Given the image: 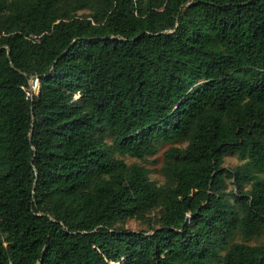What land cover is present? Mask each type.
<instances>
[{"label": "trees", "instance_id": "obj_1", "mask_svg": "<svg viewBox=\"0 0 264 264\" xmlns=\"http://www.w3.org/2000/svg\"><path fill=\"white\" fill-rule=\"evenodd\" d=\"M0 48V264H264V0H0Z\"/></svg>", "mask_w": 264, "mask_h": 264}, {"label": "rangeland", "instance_id": "obj_2", "mask_svg": "<svg viewBox=\"0 0 264 264\" xmlns=\"http://www.w3.org/2000/svg\"><path fill=\"white\" fill-rule=\"evenodd\" d=\"M83 13H87V11H84ZM171 146H181L180 143H162L158 147V151L155 155L148 156L146 160L140 161L136 159L135 157L131 156H125L123 159L128 164L137 163L139 165H142L146 167L148 170H150V178L153 182H155L158 185H165L166 180L162 174V166L164 163V152ZM241 164V161L239 157L236 154H227L225 156V162L224 165L227 168H234L235 166ZM232 188V186H230ZM157 212H152L148 215V219H153L155 214ZM121 227H124L126 229L132 230V231H141L146 230L150 231L154 223L149 220H129L127 222L119 224ZM235 240H240L239 237H237ZM262 242V239H254L249 241L250 244H257Z\"/></svg>", "mask_w": 264, "mask_h": 264}, {"label": "built area", "instance_id": "obj_3", "mask_svg": "<svg viewBox=\"0 0 264 264\" xmlns=\"http://www.w3.org/2000/svg\"><path fill=\"white\" fill-rule=\"evenodd\" d=\"M40 88L39 78L35 76L30 79L29 87H24L23 90L26 92L27 98L33 100V98L40 93ZM79 98L80 93L78 92L75 94L74 100H78Z\"/></svg>", "mask_w": 264, "mask_h": 264}, {"label": "water", "instance_id": "obj_4", "mask_svg": "<svg viewBox=\"0 0 264 264\" xmlns=\"http://www.w3.org/2000/svg\"><path fill=\"white\" fill-rule=\"evenodd\" d=\"M0 51H1V48H0Z\"/></svg>", "mask_w": 264, "mask_h": 264}]
</instances>
